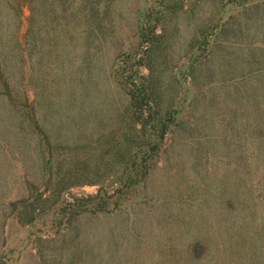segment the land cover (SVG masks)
<instances>
[{
	"label": "rangeland",
	"instance_id": "1",
	"mask_svg": "<svg viewBox=\"0 0 264 264\" xmlns=\"http://www.w3.org/2000/svg\"><path fill=\"white\" fill-rule=\"evenodd\" d=\"M0 10V264H264V0Z\"/></svg>",
	"mask_w": 264,
	"mask_h": 264
},
{
	"label": "trees",
	"instance_id": "2",
	"mask_svg": "<svg viewBox=\"0 0 264 264\" xmlns=\"http://www.w3.org/2000/svg\"><path fill=\"white\" fill-rule=\"evenodd\" d=\"M10 10L13 11L12 8H11ZM13 14H14V12H13ZM2 28H3L4 30H6V32H7L8 28H9V22L6 21V20L3 18V12L0 10V30H1ZM6 32H5V33H6ZM1 37H2V33H1V31H0V39H1ZM0 77H1V76H0Z\"/></svg>",
	"mask_w": 264,
	"mask_h": 264
}]
</instances>
